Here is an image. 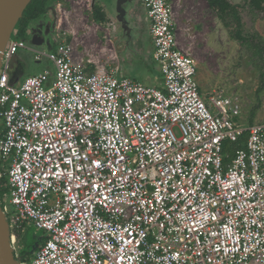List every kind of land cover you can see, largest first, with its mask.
I'll list each match as a JSON object with an SVG mask.
<instances>
[{"label":"built area","instance_id":"built-area-1","mask_svg":"<svg viewBox=\"0 0 264 264\" xmlns=\"http://www.w3.org/2000/svg\"><path fill=\"white\" fill-rule=\"evenodd\" d=\"M143 4L163 87L91 72L66 40L15 83L28 44L3 51L1 205L15 250L27 223L45 232L21 264H264V122L203 92L171 0Z\"/></svg>","mask_w":264,"mask_h":264},{"label":"rangeland","instance_id":"rangeland-1","mask_svg":"<svg viewBox=\"0 0 264 264\" xmlns=\"http://www.w3.org/2000/svg\"><path fill=\"white\" fill-rule=\"evenodd\" d=\"M171 2L180 44L197 63L203 92L223 90L240 99L245 123L264 122V83L253 64L251 51L232 37L207 0ZM48 8L30 23L26 33L28 43L35 44L43 37L66 40L73 48L74 59L80 63L104 66L108 71L121 72L149 85L162 81L153 56L154 43L147 30L149 22L143 0H54ZM95 8L108 21L98 20ZM242 17L245 31L257 30L264 37V12L254 21L247 10L242 11ZM48 27L50 35L45 32ZM16 32L13 37L17 36ZM36 48L49 49L46 43ZM48 66L52 63L46 58L36 61L34 52L23 48L14 55L11 70L22 78ZM44 235L43 230L38 231L32 223H27L18 237L15 252L32 258Z\"/></svg>","mask_w":264,"mask_h":264},{"label":"trees","instance_id":"trees-1","mask_svg":"<svg viewBox=\"0 0 264 264\" xmlns=\"http://www.w3.org/2000/svg\"><path fill=\"white\" fill-rule=\"evenodd\" d=\"M53 1L54 0H32L30 2L15 28L19 37L26 38V32L30 23L46 13ZM207 1L211 8L216 11L223 24L229 28L232 37L238 40L246 49L251 51L253 64L261 76L262 83H264V37L257 30H253L252 32L245 31L242 17V11L244 10L248 11L253 21L263 16L264 0H243L241 4H235L230 0ZM94 14L98 20L102 22L107 21L106 16L103 15L98 8H95ZM262 88L263 87L260 89ZM252 123L251 121L250 124ZM226 147H228V145H226ZM5 180L6 179H3L0 183L1 202L3 194L6 191L3 184ZM42 241L43 240L39 241V245ZM17 257L23 262L32 259L29 255L25 256L23 252L18 253Z\"/></svg>","mask_w":264,"mask_h":264},{"label":"water","instance_id":"water-1","mask_svg":"<svg viewBox=\"0 0 264 264\" xmlns=\"http://www.w3.org/2000/svg\"><path fill=\"white\" fill-rule=\"evenodd\" d=\"M32 0H0V68L3 51ZM39 245V244H38ZM0 264H21L11 244L9 222L0 201Z\"/></svg>","mask_w":264,"mask_h":264},{"label":"crops","instance_id":"crops-1","mask_svg":"<svg viewBox=\"0 0 264 264\" xmlns=\"http://www.w3.org/2000/svg\"><path fill=\"white\" fill-rule=\"evenodd\" d=\"M128 2V1H127ZM121 4H123V2L121 3ZM61 5V4H60ZM104 15V14H103ZM106 19H107V21H108V17H106ZM147 20V19H146ZM148 21V20H147ZM146 21V22H147ZM104 22H106V21H104ZM149 22V21H148ZM147 30H148V33L151 35V38H152V41H153V37H152V34H151V28H150V22H149V25H148V27H147ZM27 33V32H26ZM16 37H19L18 36V33L16 32ZM19 38H21V37H19ZM22 39H24L26 42H27V44H28V47L29 48H24V49H28V50H30V51H32V49L33 50H37V48H36V46H40V45H43V44H47V46H48V50H47V52L48 51H53V50H55L56 49V47H57V44L59 43V40L58 39H54V38H49L48 40H46L47 38L46 37H43V38H39L38 40V42H36L35 44H33L31 41H30V43H28V40H27V36H26V38H22ZM154 43V42H153ZM31 44H33V45H31ZM31 46H33V47H31ZM35 47V48H34ZM23 49V48H22ZM33 52V51H32ZM13 59V58H12ZM47 59V58H46ZM36 60V59H35ZM48 60V59H47ZM36 61H41V60H36ZM49 61V60H48ZM50 63H52L51 61H49ZM86 65V64H85ZM87 66H88V69H89V71H94L95 69H96V67L95 66H93V65H90V64H87ZM97 67H99V66H97ZM104 67V66H103ZM11 68H12V61H11ZM46 69H48V70H53L54 69V66H53V64H52V66H48V67H46V68H44L42 71H40V72H43L44 70H46ZM40 72H37V73H40ZM37 73H35V74H37ZM25 78V76L24 77H20L19 76V74H18V72L16 73V72H12V70H11V80L13 81V82H18V81H20V80H22V79H24ZM150 85H155V86H159V87H163V79H162V81L161 82H159V81H157L156 82V84H150ZM227 149H229L228 147H227ZM40 240H42V238L40 239ZM34 257V256H33ZM32 257V258H33Z\"/></svg>","mask_w":264,"mask_h":264},{"label":"flooded vegetation","instance_id":"flooded-vegetation-1","mask_svg":"<svg viewBox=\"0 0 264 264\" xmlns=\"http://www.w3.org/2000/svg\"><path fill=\"white\" fill-rule=\"evenodd\" d=\"M45 32H47L48 35H50V33H51V29L48 27V28H47V31H45ZM42 36H44V35H42Z\"/></svg>","mask_w":264,"mask_h":264}]
</instances>
